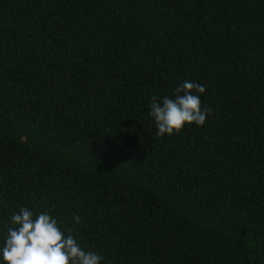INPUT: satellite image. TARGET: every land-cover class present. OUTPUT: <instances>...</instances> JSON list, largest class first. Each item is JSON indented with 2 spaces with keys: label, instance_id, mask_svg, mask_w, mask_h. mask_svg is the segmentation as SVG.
<instances>
[{
  "label": "trees",
  "instance_id": "trees-1",
  "mask_svg": "<svg viewBox=\"0 0 264 264\" xmlns=\"http://www.w3.org/2000/svg\"><path fill=\"white\" fill-rule=\"evenodd\" d=\"M186 80L211 115L157 136ZM21 206L102 264H264V0H0V243Z\"/></svg>",
  "mask_w": 264,
  "mask_h": 264
},
{
  "label": "clouds",
  "instance_id": "clouds-1",
  "mask_svg": "<svg viewBox=\"0 0 264 264\" xmlns=\"http://www.w3.org/2000/svg\"><path fill=\"white\" fill-rule=\"evenodd\" d=\"M205 87L184 81L174 89L173 97L153 96L149 116L154 121L156 135L179 134L185 125L203 127L212 113L202 108L201 95ZM79 216H73L79 225ZM10 226L0 243V264H102L103 256L86 251L70 229H63L49 212H38L21 206L9 217Z\"/></svg>",
  "mask_w": 264,
  "mask_h": 264
}]
</instances>
